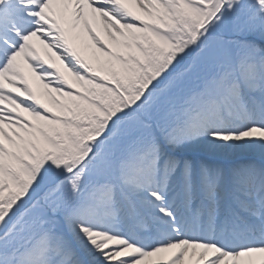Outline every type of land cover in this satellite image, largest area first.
Instances as JSON below:
<instances>
[{"label":"snow or ice","instance_id":"obj_1","mask_svg":"<svg viewBox=\"0 0 264 264\" xmlns=\"http://www.w3.org/2000/svg\"><path fill=\"white\" fill-rule=\"evenodd\" d=\"M0 264H264V0H0Z\"/></svg>","mask_w":264,"mask_h":264}]
</instances>
